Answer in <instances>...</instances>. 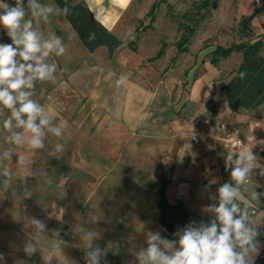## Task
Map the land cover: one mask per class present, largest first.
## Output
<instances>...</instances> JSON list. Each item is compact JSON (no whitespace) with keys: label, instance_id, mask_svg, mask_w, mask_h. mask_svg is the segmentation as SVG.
I'll return each instance as SVG.
<instances>
[{"label":"crops","instance_id":"obj_1","mask_svg":"<svg viewBox=\"0 0 264 264\" xmlns=\"http://www.w3.org/2000/svg\"><path fill=\"white\" fill-rule=\"evenodd\" d=\"M85 1L120 38V0ZM257 39L264 42L262 36ZM156 54L145 56L122 47L110 58L108 49L101 47L89 53L92 65L78 67L46 95L44 107L53 126H59L61 119L68 126L61 137L45 129V147L28 154L26 169L17 167V156L8 165L12 187L6 192L0 189V254L4 257L0 264H15L17 259L27 264H83L88 260L82 239L87 232L98 233L94 245L107 249L101 264H139L150 233L174 241L176 233L190 223L208 224L215 219L207 209L219 205L223 184L236 186L231 172L238 166L240 151L252 148L264 166V105L234 113L224 93L242 58L228 72L206 61L196 75V68H171L172 58L167 61V55L150 61ZM121 76L128 79L117 86ZM227 135L243 140L245 146L228 150ZM7 136L0 130V152L14 147ZM57 144L65 146L62 154H53ZM24 151L17 149L21 155ZM260 170L254 168L249 180L239 186L235 203L238 216L258 209L251 220L264 244ZM4 178L0 175V182ZM253 192L261 194L258 200L252 199ZM163 207L182 211L186 223H177L171 232L160 221ZM32 219L45 224L39 240ZM78 226L83 233L76 231ZM54 230L59 236L53 235ZM30 240L38 251L27 257L23 246ZM57 241L60 247L54 249Z\"/></svg>","mask_w":264,"mask_h":264},{"label":"clouds","instance_id":"obj_2","mask_svg":"<svg viewBox=\"0 0 264 264\" xmlns=\"http://www.w3.org/2000/svg\"><path fill=\"white\" fill-rule=\"evenodd\" d=\"M29 9L32 16L44 15L45 19L46 13L52 11L51 8H40L36 0H28L27 9L24 0H0V29L12 41L11 44H0V113L3 109L10 112V116L3 120V129L10 133L5 138L7 143L14 146L0 152V166H3L0 175L5 177L0 182V189L4 192L12 187L8 165L12 163L13 156L18 157L17 167L26 169L28 154L45 147V129L61 137L68 126L67 121L61 119L59 126L52 127V117L46 114L41 103L32 98L37 81L55 82L57 65L45 63L44 58L53 52L61 56L66 48L60 37L41 44L40 37L32 30V21L25 19ZM62 11L68 14L69 9L65 7ZM18 57L27 63H21ZM127 79V76H121L116 81L117 86L123 85ZM14 128L22 131H13ZM64 147L57 144L53 154H62ZM18 148L25 150L23 155L17 152ZM241 164L243 166H239ZM237 165L231 172L236 186L223 184L219 188V205L207 209L215 214V219L208 224L190 223L176 233L178 240L174 241L162 239L158 232L150 233L147 249L138 256L139 264H256L264 248L258 239L262 233L247 212L237 215L240 208L234 201L240 196L239 186L249 180L254 168H260L259 174L264 176V166L257 162L252 148L240 151ZM48 183L51 184V180ZM25 195L31 196V193L26 192ZM260 195L253 192L252 199L258 200ZM30 223L35 229V239H41L45 231L44 222L32 219ZM76 231L83 233L84 229L78 226ZM53 235L59 236V231L54 230ZM97 235L96 232H87L82 236L88 264H101V258L107 254V249L94 245ZM53 247L59 249L60 243L54 242ZM37 251V244L31 240L23 246L27 257H32ZM3 260L0 254V261ZM15 264H27V261L17 259Z\"/></svg>","mask_w":264,"mask_h":264},{"label":"rangeland","instance_id":"obj_3","mask_svg":"<svg viewBox=\"0 0 264 264\" xmlns=\"http://www.w3.org/2000/svg\"><path fill=\"white\" fill-rule=\"evenodd\" d=\"M67 1L75 3L78 0ZM103 1L106 4L109 2V0ZM155 1L157 0H120V8L123 12L118 14L120 18L118 33L125 44L138 37L136 52L145 56L155 55L161 49L162 43L166 42L168 44L165 50L167 61L176 58L171 68L179 70L196 68V75L201 73L204 65L202 60L206 58V61H209L208 54L217 46L228 47L233 43L248 41L249 38L244 37L240 32L239 22L242 17L254 12H257V17L252 23L251 38L256 39L261 36L264 38V0H221L219 5L211 9L209 13L201 7L204 0H167L168 3H163L157 10L154 23L148 27L150 24L148 12ZM36 2L40 8L52 9L50 13H46L47 19L44 15L32 16L30 9L25 18L32 21V30L40 37L41 44L54 37H60L66 48L61 56H56L53 52L44 58L45 63L57 65L54 73L55 82L37 81L35 83V94L32 98L44 106L49 92L61 85L78 67L92 65V60L54 1L36 0ZM24 3L27 9L28 0H24ZM184 23L191 26L197 23V31L189 46V53L177 54L176 43L182 35L180 25ZM11 43L5 31L0 29V44ZM241 58L240 54H233L230 58L222 60L219 67L228 72L238 65ZM17 59L21 63H27L19 57ZM44 93L45 96H43ZM8 116H10L9 110L3 109L0 113V130L10 135L8 130L3 129V120ZM51 126L54 127L52 123ZM13 131L22 130L14 128Z\"/></svg>","mask_w":264,"mask_h":264},{"label":"trees","instance_id":"obj_4","mask_svg":"<svg viewBox=\"0 0 264 264\" xmlns=\"http://www.w3.org/2000/svg\"><path fill=\"white\" fill-rule=\"evenodd\" d=\"M53 1L88 53H94L97 49L106 47L111 58L122 47L137 51L138 37L125 44L121 38L107 29L95 17L85 0H78L75 3H70L67 0ZM220 2L221 0H204L201 7L204 8L206 13H209ZM163 3L168 2L167 0H157L151 6L148 12L150 16L148 27H151L156 20L157 10ZM65 7L69 9L68 14H64L62 11ZM256 16L257 12H254L251 15L242 17L239 22L240 32L244 37L249 38L248 41L233 43L228 47L217 46L208 54L210 62L215 66H218L222 60L230 58L233 54L242 56L240 65L224 87L228 107L234 113H239L242 110H257L264 105V55H262L264 42L262 39L255 40L251 38L252 22ZM197 26V23L195 26L185 23L180 25L182 35L176 43L177 54L189 53V46L196 34ZM145 29H147V26H145ZM167 46L168 44L163 42L161 49L150 61H156L164 56ZM175 61L176 58H172V64ZM205 61L206 58L202 61V64ZM186 220V215L182 211L171 210L166 207L162 208L160 221L171 232L176 230L177 223H186ZM256 264H264V250L256 260Z\"/></svg>","mask_w":264,"mask_h":264},{"label":"built area","instance_id":"obj_5","mask_svg":"<svg viewBox=\"0 0 264 264\" xmlns=\"http://www.w3.org/2000/svg\"><path fill=\"white\" fill-rule=\"evenodd\" d=\"M193 141H196V138H193ZM245 146V142L240 139H236L230 135H227L225 138V147L230 151H238ZM247 213L250 216V219L255 217L258 214V209L253 207L247 210ZM83 264H88V260H85Z\"/></svg>","mask_w":264,"mask_h":264}]
</instances>
